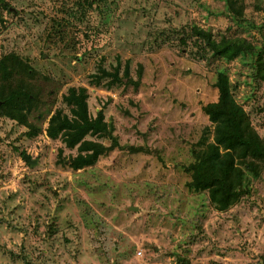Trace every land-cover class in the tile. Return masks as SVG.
Segmentation results:
<instances>
[{"label": "rangeland", "instance_id": "rangeland-1", "mask_svg": "<svg viewBox=\"0 0 264 264\" xmlns=\"http://www.w3.org/2000/svg\"><path fill=\"white\" fill-rule=\"evenodd\" d=\"M9 2L0 60L15 53L29 64L45 106L34 137L0 116V264H264V173L221 213L188 189L185 172L192 148L212 139L202 109L218 99L220 70L264 138V83L252 82L245 58L204 59L193 37L200 28L264 45V0H246L247 28L223 0ZM127 65L131 82L92 84L100 67L122 76ZM71 88L87 89L91 115L103 110L118 142L77 172L59 163L77 150L46 134L55 111L69 114Z\"/></svg>", "mask_w": 264, "mask_h": 264}, {"label": "trees", "instance_id": "trees-1", "mask_svg": "<svg viewBox=\"0 0 264 264\" xmlns=\"http://www.w3.org/2000/svg\"><path fill=\"white\" fill-rule=\"evenodd\" d=\"M227 17L240 28L248 27L246 0H223ZM9 0H0V22L4 14H12ZM248 25V26H247ZM254 27V25H252ZM251 26V27H252ZM196 45L205 52L204 59L211 58L230 63L245 58L251 68V80L255 85L264 83V45H258L243 36H222L218 39L211 31L194 28ZM92 84L103 85V79L111 78L107 88L122 84L129 78V65L120 76V67L113 72L100 67ZM141 75V71L139 76ZM34 70L15 53L0 60V116L9 118L28 129L34 137L40 129L31 120L40 106H45L42 88L35 85ZM214 87L218 91L216 102L203 106V112L213 126L212 139L204 136L192 148V162L185 167L190 176L187 187L194 193H207L213 208L228 212L251 196L253 185L264 173V138L254 128L249 114L235 97V87L228 73L217 72ZM69 114L55 111L46 130L50 140H60L67 149L77 150L76 156L61 158L59 163L73 171L94 167L99 159L118 146L114 126L106 122L103 110L92 116L89 111L86 88H71L64 97ZM38 113L36 120H41ZM112 141L111 146L101 141Z\"/></svg>", "mask_w": 264, "mask_h": 264}, {"label": "water", "instance_id": "water-1", "mask_svg": "<svg viewBox=\"0 0 264 264\" xmlns=\"http://www.w3.org/2000/svg\"><path fill=\"white\" fill-rule=\"evenodd\" d=\"M25 161L28 162V164L31 166V167H35L37 164H38V161L37 160H32L30 157L28 156H25Z\"/></svg>", "mask_w": 264, "mask_h": 264}]
</instances>
